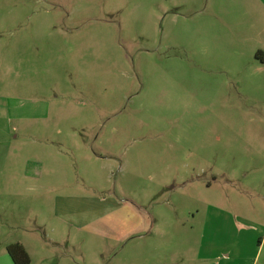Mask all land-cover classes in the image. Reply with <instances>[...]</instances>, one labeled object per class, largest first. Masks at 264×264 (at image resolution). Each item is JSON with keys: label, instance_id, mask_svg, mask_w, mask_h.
Wrapping results in <instances>:
<instances>
[{"label": "rangeland", "instance_id": "obj_1", "mask_svg": "<svg viewBox=\"0 0 264 264\" xmlns=\"http://www.w3.org/2000/svg\"><path fill=\"white\" fill-rule=\"evenodd\" d=\"M0 39L4 107L37 118L35 151L3 148L37 159L7 195L21 222L37 199L35 264H264V0H0ZM60 195L90 231L51 232Z\"/></svg>", "mask_w": 264, "mask_h": 264}, {"label": "crops", "instance_id": "obj_2", "mask_svg": "<svg viewBox=\"0 0 264 264\" xmlns=\"http://www.w3.org/2000/svg\"><path fill=\"white\" fill-rule=\"evenodd\" d=\"M19 41L18 45L19 46ZM8 44L2 39H0V57H4L8 53ZM3 95L0 94V163H2V166H0V264H15L13 261V258L8 252V247L12 244L20 243L22 244L27 252L29 253L31 257V264H35V257L31 251V247L34 248V251L37 252V245H47V243H42L39 238L37 240V199L36 200H30L25 202V198L19 199V201H14L15 206L21 207V206H27L32 205L34 214L29 219H24L23 222L18 221L15 216H13L12 220L10 216L8 215L7 209L11 207L8 199L9 192H14V194L19 195V198L21 197L22 192L26 190L33 189L37 193V159L34 158V154H27V152H23L22 150L18 151V153L14 154V157H18V159H21V163H19V166L10 168L4 164V160H8L10 158L8 152H4V147H9V143H7V136L8 134H16L14 139H18L21 136V140L23 144H29L28 148L30 150L35 151L37 144V118L36 117H25V116H16L12 117L10 116L9 112L6 110V107H4ZM8 113V115H7ZM25 128L33 133V135H26L25 134ZM21 134H19V133ZM30 145H33L34 147H30ZM35 149V150H34ZM30 152V151H29ZM32 153V152H31ZM88 160L90 161H104L106 158L103 156H100L96 153H90L87 155ZM17 159V158H16ZM34 162V166H31ZM39 176V175H38ZM41 174L39 177V181L41 180ZM34 183V185H32ZM2 193V196H1ZM101 204L109 203L107 199L100 200L96 198ZM83 198L70 195H60L56 196L54 198L52 208H53V220L50 223V227H53L52 233H56L57 229L55 230V225L59 224L61 227L60 233L63 235L67 233L69 229L75 231L78 234L86 233L90 231L87 229V225L84 223H87L86 216H83V213L79 210L76 212V218L73 217V207L72 203L77 201L78 205L81 204ZM32 201V202H31ZM126 205H123L125 204ZM127 203H130V201H122V203L116 204L115 211L120 213L122 209H127ZM20 205V206H19ZM60 207V210L62 214L58 213V209ZM104 206H96V208H100L98 210H102ZM95 208V209H96ZM5 213L4 218L1 213ZM77 220L78 223H73L72 220ZM106 219V214H101L97 217L95 215L91 221L95 220L98 223H104ZM121 219L120 223H123V219ZM134 219L133 224H131L129 227H127L124 231H118L121 234L118 235H105L101 234L99 231L94 232L98 236L101 237H107L109 239H112L116 242H119L121 240L126 239L128 236L132 234H136L140 229L143 228V224H145V219L142 220V218L137 219V216H125L124 222H127L128 220ZM12 221V222H10ZM16 222H20L21 224H17ZM81 224H84L82 226ZM42 226V225H41ZM86 226V227H85ZM11 230H19L23 232L32 233L31 235L35 236V239L33 240H27V237H12L10 236ZM39 230V228H38ZM63 259V258H62ZM42 264H66L63 260H59L58 263H50V259L44 258L42 260Z\"/></svg>", "mask_w": 264, "mask_h": 264}, {"label": "trees", "instance_id": "obj_3", "mask_svg": "<svg viewBox=\"0 0 264 264\" xmlns=\"http://www.w3.org/2000/svg\"><path fill=\"white\" fill-rule=\"evenodd\" d=\"M8 252L15 264H31V257L22 244L16 243L10 245Z\"/></svg>", "mask_w": 264, "mask_h": 264}]
</instances>
